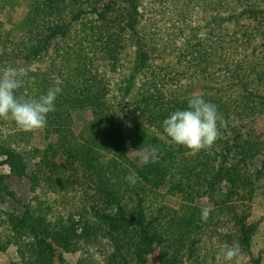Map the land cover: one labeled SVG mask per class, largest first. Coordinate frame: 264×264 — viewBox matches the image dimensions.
<instances>
[{"label": "trees", "instance_id": "obj_1", "mask_svg": "<svg viewBox=\"0 0 264 264\" xmlns=\"http://www.w3.org/2000/svg\"><path fill=\"white\" fill-rule=\"evenodd\" d=\"M167 1L166 6L151 0H69L60 5L47 0L43 12L30 19L29 40L42 27L49 29V39L71 34V45L60 79L62 92L44 127L61 134L57 146L41 159L45 184L54 195L27 223L37 239L22 252V264H57L58 253L73 251L87 240L100 245L98 238L105 237L111 248L97 249L102 254L97 264H148V254L154 256L153 264H236L237 260L239 264H263L261 253L257 255L254 248L256 227L248 223L246 202L253 200L254 193L246 182L252 177L257 186L264 176L255 151L259 104L264 102V0ZM227 3L231 6L226 13L222 9ZM50 21L55 25L46 27ZM125 33L138 45L130 74L142 79L155 77L152 63L166 55L167 45L163 41L159 49V37L173 35L175 53H181L177 57L183 63V77L189 76L183 81L209 82L206 86L213 93L202 97L215 104L223 117L216 149L187 155L188 150L172 143L163 131V120L186 108L195 95L187 86L179 89V83H185L175 65L170 72L174 76L170 92L157 88L146 96H124L125 106L116 102L114 94L109 96L114 83L100 78L92 58L116 53ZM37 74L18 90V96L38 98L55 86ZM115 106L126 107L128 112L115 111ZM76 109L92 111L79 137L68 126ZM156 110L163 115L154 130ZM152 143L164 156L149 155ZM227 143L233 144L217 154ZM85 145L119 159L107 191L93 160L84 155ZM4 152L15 172H27L26 154L2 147L0 153ZM61 155L65 161L57 163ZM132 173L138 177L134 185L125 179ZM178 174L183 177L186 204L176 209L167 204L164 191L170 176ZM81 187L92 190L78 200L73 194ZM205 198H213L216 208L227 207V218L210 211L208 220L202 221V208L193 202ZM76 215L80 222L75 221ZM80 224L82 233L77 228ZM228 246L240 250L232 261L223 254Z\"/></svg>", "mask_w": 264, "mask_h": 264}, {"label": "rangeland", "instance_id": "obj_2", "mask_svg": "<svg viewBox=\"0 0 264 264\" xmlns=\"http://www.w3.org/2000/svg\"><path fill=\"white\" fill-rule=\"evenodd\" d=\"M53 1L56 5L62 3L69 4V0ZM104 1L108 2L109 0ZM151 1L168 5L167 0ZM195 1L198 2L197 0ZM47 5V0H0V69L6 66L25 69L28 75L24 78L23 85L26 84L27 80L32 78L33 73H38L37 77L41 80H48L54 85L57 80L60 81L62 76L64 60L68 56L67 48H70L71 45V34L69 38L60 36L49 39V29L40 27L33 33L35 35L33 41L28 38L30 19L34 18L38 12L42 13ZM230 6L231 3H227L226 7L222 10H226V13L230 12ZM234 6H236L235 3ZM162 18L171 19L169 16H163ZM173 20L176 21L175 19ZM51 25H55V23L50 21L46 27H51ZM225 27L227 26H223L222 29H225ZM219 32L220 30L217 29L216 33ZM74 34L76 35V30H74ZM172 36L166 34L159 37V49H163L164 41L167 45V52L163 58L156 59L157 61L152 63L151 71H153L155 77L151 76L150 78L142 79L140 76L133 78L130 74L131 67L133 66V56L137 52L138 45L131 42L129 33L124 34V39L120 42L116 53L94 56L92 58V65L100 78L105 82L114 83L113 87L109 90V96L114 94L113 97L115 99L118 98L116 102L118 101L120 105L125 106L126 101L123 100L124 96L128 98L129 96H135L133 95L135 93L146 96L153 94L157 88H160L161 92H170L171 85L173 84L172 79L174 78V76H170V72L176 66L182 77L180 79L185 83L182 86L183 84L177 80L180 82L179 89L183 90L187 86L186 89L192 90V94L203 96L207 99L213 93L206 86L209 82H184L189 76L183 77V63H180L181 53H175L173 43L171 42ZM16 49L17 52H14ZM20 52H23L22 55ZM116 55H119V57H116ZM28 59H31L30 62H26ZM112 99L115 100L114 98ZM113 100L110 99L112 103L114 102ZM256 101L261 102L259 100ZM259 105V125H256L258 146L255 151L257 153V167L261 168L264 166V102H261ZM115 107V111L118 108H122L125 110V113L128 112L126 107ZM135 110L132 112H135ZM161 112L163 111L156 110L154 113V123L151 126L154 130L160 122L159 118H162L163 113ZM91 114L92 111L89 109L72 110L68 126L78 137L83 133L91 118ZM141 115L145 118V113ZM147 117L150 118L151 116L146 114ZM60 135V132L52 129L47 130V128L35 132H25L19 129L14 121L0 119V149L5 147L9 148L11 152L16 150L22 154H26L25 163L27 165L26 173H21V171L20 173H18L19 171L15 172L16 170L10 164L7 152L0 153V188L2 191L0 199V264H22V252L27 249V245L31 246L36 242L37 235L35 229L32 228L31 224L27 223L32 219V214L51 200L54 195L45 184V175H43L45 168L41 164V159L45 155V152L57 146L61 139ZM229 144L233 143L224 144L223 148L220 147L216 151L217 154L224 152V148L226 150L225 146ZM217 147L218 145L215 147L213 145L211 150ZM149 150V155L164 156V153L161 151L162 149H157L153 143L149 147ZM84 155L93 160L91 162L96 166L99 182L107 191L119 166V159L110 152L102 150L93 151L88 145L84 146ZM64 161L65 157L63 155L57 159V163H63ZM173 162L175 165L178 164L176 161ZM170 178V183L164 191V194L167 196L166 202L173 208L179 209L180 206L186 204L185 195L181 191L183 177L178 174L172 175ZM253 180L251 177L246 182L248 190L254 193L253 200L248 199L246 202L248 223L256 227L257 233L256 237H254V248L257 255L261 253L262 263L264 264V176L257 186L254 185ZM91 190V188L81 187L73 195L80 200L84 194L87 195ZM193 204L221 213L224 220L228 216L227 207L216 208L213 198L196 200ZM80 219V216H75V221L80 222ZM77 228L78 232L82 233L83 224L78 225ZM98 242L100 245H95L90 240L82 241L75 250L67 253H58L60 256L57 259V264H79L82 260L85 264L99 263L98 259L101 258L102 254L97 249L100 246L101 248L103 246L110 247V243L109 240L107 241V237L101 240L98 238ZM147 257L149 258L147 263L153 264L154 256L148 254Z\"/></svg>", "mask_w": 264, "mask_h": 264}, {"label": "clouds", "instance_id": "obj_3", "mask_svg": "<svg viewBox=\"0 0 264 264\" xmlns=\"http://www.w3.org/2000/svg\"><path fill=\"white\" fill-rule=\"evenodd\" d=\"M28 72L23 68L6 66L0 69V119L12 120L25 132H35L47 125L48 115L55 111L57 96L62 92L60 81L38 98L18 96ZM223 122L217 106L202 96L192 95L187 107L172 112L162 122L165 135L176 145L185 147L187 155L210 151L219 137L218 124ZM129 184H135L138 177L132 173L125 177ZM209 208H202L200 218L207 221ZM238 246H228L224 250L225 259L232 261L239 255ZM239 264V261H236Z\"/></svg>", "mask_w": 264, "mask_h": 264}]
</instances>
